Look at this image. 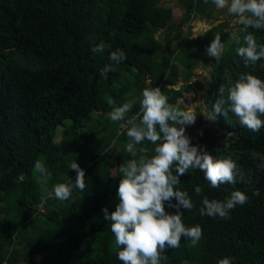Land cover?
<instances>
[{
	"label": "trees",
	"instance_id": "obj_1",
	"mask_svg": "<svg viewBox=\"0 0 264 264\" xmlns=\"http://www.w3.org/2000/svg\"><path fill=\"white\" fill-rule=\"evenodd\" d=\"M179 2L185 13L177 21L163 0H0V264H122L102 209L115 210L119 166L133 157L125 151L126 132L107 118L106 106L121 97L136 99L131 117L140 110L143 89L159 86L169 103L185 109L178 100L193 84L177 87L178 80L189 79L199 65L211 68L210 80L194 85L206 91L207 115L215 119L186 134L216 159L232 155L240 174L219 188L199 169L180 177L177 187L196 205L181 209L183 221L199 224L203 236L195 246L182 238L179 248L166 249L161 264H218L224 257L233 264H264V127L251 131L233 113L226 117L213 107L241 73L264 79V59L245 67L229 40L232 31L221 35L225 49L219 61L205 53L213 31L166 53L155 34L168 30L167 38L179 40L189 20L208 16L213 4ZM248 31L264 44V29ZM101 41L110 47L93 53ZM117 49L127 59L113 62L115 71L104 79L101 67ZM141 146L153 154L150 142ZM75 158L85 170V188L58 200L52 188L75 181L77 173L69 168ZM38 159L52 173L47 183L34 173ZM113 169L115 179L109 175ZM233 190L243 191L248 201L231 210L230 219L199 214L204 196L223 201ZM166 210L176 211L167 205Z\"/></svg>",
	"mask_w": 264,
	"mask_h": 264
},
{
	"label": "clouds",
	"instance_id": "obj_2",
	"mask_svg": "<svg viewBox=\"0 0 264 264\" xmlns=\"http://www.w3.org/2000/svg\"><path fill=\"white\" fill-rule=\"evenodd\" d=\"M209 0H204L207 4ZM217 9H227L229 15L237 17L236 24L242 25L229 34V40L238 47L237 54L243 58L245 67H254L264 59V44L258 43L254 34L248 29H264V0H211ZM241 33H244L241 36ZM204 35L202 31L193 30L190 38L197 39ZM110 45L101 41L92 47L93 53H103ZM225 44L217 34L207 47L206 55L219 61ZM109 61L119 64L127 59L123 49L111 51ZM264 67V65H261ZM115 71L112 63L105 65L100 76L108 78V73ZM224 91L223 86L220 93ZM139 99L140 110L135 115L127 114L137 103L136 99L128 100L118 106L109 101L112 110L107 118L120 122L119 126L128 138L125 151L133 157L119 166L118 203L115 210L102 209L104 218L111 223V231L118 249V259L122 264H161L166 249L179 248L183 239L190 240L195 246L203 236L202 227L185 225L184 212L196 208L189 193L180 190V177L193 169L204 173L205 179L213 188L223 183H235L240 174V167L232 155L216 159L206 147L194 145L186 128L196 123L197 114L192 108L182 109L178 104L169 103V98L161 87H145ZM226 105V107H225ZM215 113L227 117L233 113L239 124L251 131L264 127V79L251 72L241 73L228 89L226 99L220 98L214 104ZM214 120L215 116L205 115ZM154 145L153 154L142 147L144 142ZM141 146V147H138ZM264 160V157H259ZM264 168V163L259 165ZM69 168L77 175L75 181L57 183L51 195L61 201L68 200L73 189L85 188V170L75 161ZM34 173H38L41 183H47L52 173L45 163L36 160ZM197 195L203 190L197 186ZM175 200V203L172 201ZM247 195L240 190H233L230 197L223 201L203 197L202 206L198 209L201 216L230 219V211L237 205L247 203ZM167 207L176 211L170 213ZM6 264V262H5ZM218 264H233L230 257H224Z\"/></svg>",
	"mask_w": 264,
	"mask_h": 264
},
{
	"label": "rangeland",
	"instance_id": "obj_3",
	"mask_svg": "<svg viewBox=\"0 0 264 264\" xmlns=\"http://www.w3.org/2000/svg\"><path fill=\"white\" fill-rule=\"evenodd\" d=\"M164 5H166L173 14L174 18L179 21L184 16V9L180 6L179 0H163ZM208 7H210L209 15H203L200 16V14H195L193 19L191 21L189 20L190 24L183 27V32L181 35V38L175 39L173 37L167 38L169 35L168 30H161L157 32L156 38L160 43H164L163 46L166 53H173L178 50V48L184 43L185 40L191 39L190 36L193 32V30L196 31H202L204 35L209 32L213 31L212 36L215 38L217 34L220 36L223 33H227L233 30H238V24L235 23L237 20V17L229 15L227 12V9H217V7L214 4L209 3ZM204 35H201L199 37H203ZM213 38V39H214ZM206 53V52H205ZM126 54V53H125ZM113 63L112 61H105L101 68H104L105 65ZM211 68L204 65H199L194 71L192 72V75L189 79L184 80L182 77L179 78L177 87L181 85H192L190 89L185 90L184 95L178 100V103L181 106H184L186 108H192L194 112L197 114L196 123L194 125H190L186 128V130H189L193 128L196 125H200L201 127H204L207 125L206 119L207 117L205 115L208 114L206 109V91L200 90L197 88V86L194 85L196 80H204L208 81L211 78L210 75ZM147 83L150 82V79L147 78ZM119 97V96H118ZM125 101L123 98H119L118 101L115 103V106H118ZM112 110V106L108 105L106 106V111L110 112ZM208 116V115H207ZM115 125V123H113ZM61 134H59V137L57 138V141L59 142L62 137H60ZM79 158H75L77 161ZM111 178L115 179V177H118V173L116 169H113L111 174H109ZM118 184V181H115ZM87 245H85L86 247ZM85 250V249H84ZM40 258V256H38Z\"/></svg>",
	"mask_w": 264,
	"mask_h": 264
}]
</instances>
